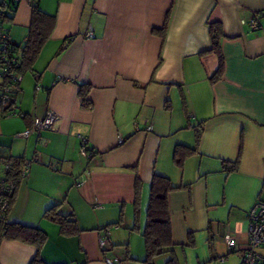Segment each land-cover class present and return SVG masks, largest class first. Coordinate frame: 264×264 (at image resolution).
Wrapping results in <instances>:
<instances>
[{
	"label": "crops",
	"instance_id": "crops-1",
	"mask_svg": "<svg viewBox=\"0 0 264 264\" xmlns=\"http://www.w3.org/2000/svg\"><path fill=\"white\" fill-rule=\"evenodd\" d=\"M40 8L56 16L54 30L22 74L16 105L23 116L0 119V156L38 158L17 185L7 223L47 234V264H105L104 257L142 264L150 184L158 174L178 187L168 196L178 264L198 247L199 264H241L248 214L264 202V0H41ZM258 15L253 31L249 22ZM31 16L22 3L6 23L15 44L24 45ZM211 24L223 33L216 81ZM82 86L89 87L87 108ZM48 112L59 117L53 130L16 137ZM80 136L96 150L93 159L82 156ZM178 145L196 150L181 168L174 163ZM237 162L236 170H224ZM56 205L78 233L65 236L44 218ZM103 228L111 229L105 252L98 245ZM226 236L237 248H228ZM36 252L3 240L0 264H29ZM171 258L166 253L155 264Z\"/></svg>",
	"mask_w": 264,
	"mask_h": 264
},
{
	"label": "trees",
	"instance_id": "trees-1",
	"mask_svg": "<svg viewBox=\"0 0 264 264\" xmlns=\"http://www.w3.org/2000/svg\"><path fill=\"white\" fill-rule=\"evenodd\" d=\"M40 1L41 0H36L35 3L31 4V24L24 45L20 46L15 44V51L20 58V65L17 68V71L21 73V75L32 67L42 47L50 38L56 24V16L44 13L40 8ZM16 10L10 7L7 12L3 13L2 18L5 25L7 22H11L13 20ZM210 33L212 39L211 51L216 53L220 59L218 71L212 78V81H216L221 77L223 71V59L220 50V39L222 38L223 33L220 24H211ZM88 93L89 87L82 86L80 90V96L82 98V104L85 108L90 106L88 102ZM201 134L202 128L196 131V145H198L201 139ZM195 152V149L178 145L174 151L175 165L181 168L185 160ZM2 160L12 163V169L8 173V179L15 181L19 186L21 182L20 171L23 166L24 159H14L11 157L5 158L0 156V161ZM237 167L238 162L232 165L225 164L224 170L226 172H230L236 170ZM177 189L178 187H174L169 178L154 174L150 184L149 201L146 210V226L142 233L146 247V258L142 264H155V259L166 253H171L172 255V258L167 262V264H178L173 252L175 245L173 242L168 202L169 194ZM141 191L142 183L138 178L136 180L137 201L135 211V229H138L137 223L140 214L139 198ZM59 209L60 205H56L53 208L47 210L44 214V218L57 224L60 227L61 233L65 236H72L78 233L76 221L72 218L62 216ZM47 238V234L39 228L27 227L17 223L8 224L7 222L0 227V242L3 240H14L36 248V255L29 264H47L42 259V249L47 242ZM193 243V239L190 237L189 244L193 245ZM261 255L263 256V254Z\"/></svg>",
	"mask_w": 264,
	"mask_h": 264
},
{
	"label": "built area",
	"instance_id": "built-area-1",
	"mask_svg": "<svg viewBox=\"0 0 264 264\" xmlns=\"http://www.w3.org/2000/svg\"><path fill=\"white\" fill-rule=\"evenodd\" d=\"M36 0H0V119L23 116L17 110L16 95L20 90V84L23 76L17 71L20 65L19 55L16 53V45L12 41L9 31L3 22V13L9 8L18 9L22 3H35ZM251 29L256 31L260 28V16H254L249 22ZM88 38H93L92 32L87 34ZM40 90L38 86L36 88ZM59 121V117L54 112H48L44 117L35 118L32 126L25 131L18 133L17 138L28 139L32 135L40 136L42 132L53 130ZM138 129V128H137ZM147 131H152L147 127ZM80 152L87 160H91L96 155V150L92 148L88 140L80 136ZM125 139L120 137L118 145L124 144ZM38 160L36 156L32 159H25L20 171L21 179L26 178L31 170V166ZM51 167L56 169V164ZM12 169V163L0 161V227L7 222V217L11 209L12 200L17 191L15 181L8 179V173ZM98 245L101 251L105 252L109 247L111 236L110 228H103L99 231ZM248 234L249 239L247 247L241 259V264H264V257L260 251L264 248V203L257 202L248 214ZM228 248L233 250L237 248L236 241L230 236H226ZM105 264H119L118 258L104 257Z\"/></svg>",
	"mask_w": 264,
	"mask_h": 264
},
{
	"label": "rangeland",
	"instance_id": "rangeland-1",
	"mask_svg": "<svg viewBox=\"0 0 264 264\" xmlns=\"http://www.w3.org/2000/svg\"><path fill=\"white\" fill-rule=\"evenodd\" d=\"M0 153H1V148H0ZM198 253H202V249L200 247L198 248H194L192 249L189 254H188V263L187 264H199V262L197 261L198 259ZM201 264H204V262H202V260L200 259Z\"/></svg>",
	"mask_w": 264,
	"mask_h": 264
}]
</instances>
